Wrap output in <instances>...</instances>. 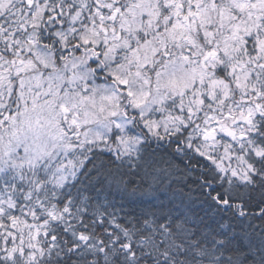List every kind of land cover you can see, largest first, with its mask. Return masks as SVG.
<instances>
[{
    "label": "snow or ice",
    "instance_id": "1",
    "mask_svg": "<svg viewBox=\"0 0 264 264\" xmlns=\"http://www.w3.org/2000/svg\"><path fill=\"white\" fill-rule=\"evenodd\" d=\"M0 264H264V0H0Z\"/></svg>",
    "mask_w": 264,
    "mask_h": 264
}]
</instances>
